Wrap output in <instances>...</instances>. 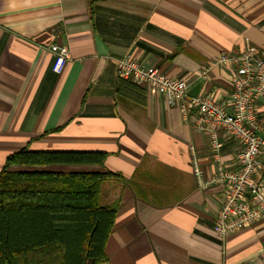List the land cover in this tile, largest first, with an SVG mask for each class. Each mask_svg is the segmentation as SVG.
<instances>
[{"label": "crops", "instance_id": "0c3cea01", "mask_svg": "<svg viewBox=\"0 0 264 264\" xmlns=\"http://www.w3.org/2000/svg\"><path fill=\"white\" fill-rule=\"evenodd\" d=\"M247 44L264 50V0H0V172L24 148L106 154L38 169L121 176L104 195L118 207L107 264H262L264 221L219 238L224 188L201 190L194 172L232 169L240 143L222 137L216 159L193 111L120 91L116 64L132 57L227 102L235 66L215 64ZM53 45L71 53L60 75ZM256 115L264 124V98Z\"/></svg>", "mask_w": 264, "mask_h": 264}, {"label": "trees", "instance_id": "16d2710c", "mask_svg": "<svg viewBox=\"0 0 264 264\" xmlns=\"http://www.w3.org/2000/svg\"><path fill=\"white\" fill-rule=\"evenodd\" d=\"M119 90L142 92L131 81ZM107 155L33 152L7 157L0 172V264H106L117 204H106L112 172H58L52 166H102ZM17 168V169H16Z\"/></svg>", "mask_w": 264, "mask_h": 264}, {"label": "built area", "instance_id": "2783aa9c", "mask_svg": "<svg viewBox=\"0 0 264 264\" xmlns=\"http://www.w3.org/2000/svg\"><path fill=\"white\" fill-rule=\"evenodd\" d=\"M50 52L55 57L52 70L60 75L71 60V53L60 45L51 46ZM116 64L120 80L131 81L151 94L165 96L169 104L184 113L193 111L191 125L196 132L207 135L216 159L223 147L222 137L240 143L232 169L220 165L217 174L206 180L197 164L194 168L201 190H207L213 184L224 188L222 206L214 222L217 236L225 240L233 233L264 221V124L256 115L257 104L264 98V50L247 44L240 55L223 54L216 62L215 65L235 66L227 102L215 101L205 95L192 98L186 79L169 77L132 57L117 60Z\"/></svg>", "mask_w": 264, "mask_h": 264}, {"label": "water", "instance_id": "95a60500", "mask_svg": "<svg viewBox=\"0 0 264 264\" xmlns=\"http://www.w3.org/2000/svg\"><path fill=\"white\" fill-rule=\"evenodd\" d=\"M200 87H201L200 84H198L197 86L192 88L189 91V96L192 97V98H196L199 95Z\"/></svg>", "mask_w": 264, "mask_h": 264}, {"label": "rangeland", "instance_id": "374dc122", "mask_svg": "<svg viewBox=\"0 0 264 264\" xmlns=\"http://www.w3.org/2000/svg\"><path fill=\"white\" fill-rule=\"evenodd\" d=\"M107 264V263H106Z\"/></svg>", "mask_w": 264, "mask_h": 264}]
</instances>
